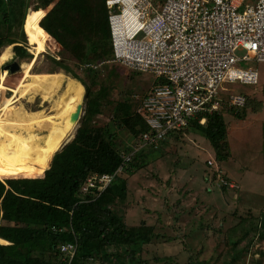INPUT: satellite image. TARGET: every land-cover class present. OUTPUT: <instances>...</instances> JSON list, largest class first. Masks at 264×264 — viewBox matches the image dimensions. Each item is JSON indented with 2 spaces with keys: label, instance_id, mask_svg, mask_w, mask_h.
I'll use <instances>...</instances> for the list:
<instances>
[{
  "label": "rangeland",
  "instance_id": "rangeland-1",
  "mask_svg": "<svg viewBox=\"0 0 264 264\" xmlns=\"http://www.w3.org/2000/svg\"><path fill=\"white\" fill-rule=\"evenodd\" d=\"M57 1L49 6L40 0H27L24 30L28 41L25 39V43L20 35L17 40L28 46L32 57H17L13 44L3 47L0 63L14 57L21 69L10 72L4 65L0 76L7 70L10 73L7 85L15 88L19 72L39 56L35 69L41 81L27 83V92L19 97L20 104L30 114L74 108L76 104H70V100L80 96L82 113L74 137L64 148L75 138L86 113V89L54 59H63L89 83L92 76L84 70H97L107 88L109 102L103 113L94 117V123L112 126L118 152L129 151L135 137L112 121V109L133 94L144 95L153 83V75L118 66L112 58L100 63L77 64L68 54L60 57L53 50L56 43L63 51L60 44L53 39L49 42L48 33L40 36L28 27L33 16L48 12ZM39 46L43 48L40 54ZM250 66L259 70L258 85L240 82L223 85L225 95L245 94L248 101L244 113L240 110V117L227 108L223 110L230 144L228 159H216L209 140L191 128L173 134L158 149H145L139 160L132 162L139 167L133 173H121L128 181L126 197L108 207L127 227L146 225L153 228L156 236L132 247L136 250L133 256L125 247L111 248L108 256L101 253L91 258L90 264H264V62L238 63V67ZM13 95L12 91L0 94V100ZM215 165L230 184L219 186Z\"/></svg>",
  "mask_w": 264,
  "mask_h": 264
},
{
  "label": "trees",
  "instance_id": "trees-1",
  "mask_svg": "<svg viewBox=\"0 0 264 264\" xmlns=\"http://www.w3.org/2000/svg\"><path fill=\"white\" fill-rule=\"evenodd\" d=\"M54 1L40 0L49 6ZM106 2L58 0L48 12L30 19L29 30L34 29L40 36L48 33L49 42L53 39L63 48L62 51L55 43L53 50L60 57L68 54L77 64L110 60L114 53ZM26 16L27 0H0V55L3 47L12 44L17 57L29 55L28 46L19 41L27 40ZM17 35L21 39L17 40ZM54 61L84 85L86 113L73 141L54 155L28 136L19 156H0V238L8 241L0 244V264H90L91 258L101 253L108 256L111 248L119 247H125L133 256L136 250L132 247L149 242L156 233L146 225L127 227L120 217L111 214L108 206L126 197L127 179L117 175L100 195L89 193L82 198L80 194L91 174L114 173L121 164L113 127L94 123V117L103 113L109 102L107 88L97 70H84L92 76L89 83L63 59ZM5 64L0 63V73ZM135 97L133 94L115 104L111 119L138 138L148 131V126L136 112ZM225 110L241 116L240 111ZM206 116L204 125L194 120L188 128L206 137L216 159L224 161L230 156L224 113ZM138 167L130 163L124 172L133 173ZM65 243L77 244L70 263L60 253Z\"/></svg>",
  "mask_w": 264,
  "mask_h": 264
},
{
  "label": "built area",
  "instance_id": "built-area-1",
  "mask_svg": "<svg viewBox=\"0 0 264 264\" xmlns=\"http://www.w3.org/2000/svg\"><path fill=\"white\" fill-rule=\"evenodd\" d=\"M106 6L112 61L153 75L148 91L135 97L148 131L129 151L119 152L121 164L114 173L87 178L82 198L100 195L140 152L158 149L194 120L204 125L206 115L225 107L242 110L246 95H225L223 85H258L259 70L238 63L264 62V0H107ZM215 166L219 186L230 184ZM76 249V243H65L60 253L70 263Z\"/></svg>",
  "mask_w": 264,
  "mask_h": 264
},
{
  "label": "bare ground",
  "instance_id": "bare-ground-1",
  "mask_svg": "<svg viewBox=\"0 0 264 264\" xmlns=\"http://www.w3.org/2000/svg\"><path fill=\"white\" fill-rule=\"evenodd\" d=\"M37 49L38 54L43 52L41 46ZM38 59L39 56H36L31 64L28 62L29 65L19 72L20 78L15 88L7 85L10 77L7 70L0 76V94L7 95L10 91L14 93L12 97L0 100V156H19L28 136H32L48 153L54 155L72 138L77 126L78 120L74 113L80 105V96L76 95L70 100V104H76L74 108L50 113L30 114L20 104L19 97L27 92V83L41 81L35 69ZM0 244H8V241L0 238Z\"/></svg>",
  "mask_w": 264,
  "mask_h": 264
},
{
  "label": "water",
  "instance_id": "water-1",
  "mask_svg": "<svg viewBox=\"0 0 264 264\" xmlns=\"http://www.w3.org/2000/svg\"><path fill=\"white\" fill-rule=\"evenodd\" d=\"M4 68L8 69L10 72H17L21 69V64L18 61H13L12 63L5 65ZM81 113H82V104L78 105L74 113V116L77 120L80 119Z\"/></svg>",
  "mask_w": 264,
  "mask_h": 264
},
{
  "label": "flooded vegetation",
  "instance_id": "flooded-vegetation-1",
  "mask_svg": "<svg viewBox=\"0 0 264 264\" xmlns=\"http://www.w3.org/2000/svg\"><path fill=\"white\" fill-rule=\"evenodd\" d=\"M13 61H16V60H13ZM13 61H12V62H13ZM12 62H10V63H12ZM10 63H7V64H10ZM7 64H5V65H7Z\"/></svg>",
  "mask_w": 264,
  "mask_h": 264
}]
</instances>
